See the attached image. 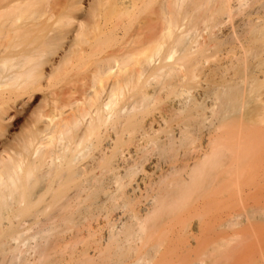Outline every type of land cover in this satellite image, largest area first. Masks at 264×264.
<instances>
[{"label":"bare ground","instance_id":"1","mask_svg":"<svg viewBox=\"0 0 264 264\" xmlns=\"http://www.w3.org/2000/svg\"><path fill=\"white\" fill-rule=\"evenodd\" d=\"M148 4L17 146L0 98V264H264V0Z\"/></svg>","mask_w":264,"mask_h":264},{"label":"rangeland","instance_id":"2","mask_svg":"<svg viewBox=\"0 0 264 264\" xmlns=\"http://www.w3.org/2000/svg\"><path fill=\"white\" fill-rule=\"evenodd\" d=\"M136 1L0 0V80L7 81L0 86V98L10 97L12 105L7 121L12 125L4 131V135L9 133V145L17 146L21 135L33 130L38 113L49 109L53 90L65 85L77 71L82 73L87 60L80 51L93 44L94 38L119 24L130 28L135 21L152 15L153 4L143 5L136 13ZM66 15L75 18L64 27ZM41 62H45L43 71L55 69L47 84L39 80L36 70L32 71Z\"/></svg>","mask_w":264,"mask_h":264}]
</instances>
